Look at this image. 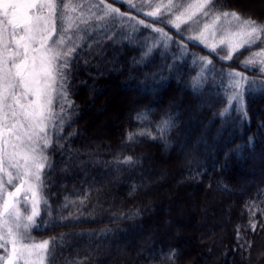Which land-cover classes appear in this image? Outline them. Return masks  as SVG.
Wrapping results in <instances>:
<instances>
[{"label":"trees","instance_id":"16d2710c","mask_svg":"<svg viewBox=\"0 0 264 264\" xmlns=\"http://www.w3.org/2000/svg\"><path fill=\"white\" fill-rule=\"evenodd\" d=\"M105 1L123 23L81 32L65 69L63 119L45 149L47 205L32 236L55 248L46 264H264V71L256 62L245 67L264 51V33L228 59L222 47L212 51L197 39L210 17L176 22L195 0L174 8L172 0ZM157 5L154 18L145 15ZM213 5L264 24V12L231 0ZM138 20L170 39L143 25L132 31ZM235 72L246 78L243 111L225 104L236 91ZM107 106L109 117L96 115ZM159 171L174 175L144 188ZM192 191L201 214L186 224L178 216L190 215ZM190 240L194 247L185 249Z\"/></svg>","mask_w":264,"mask_h":264},{"label":"snow or ice","instance_id":"6c2138e0","mask_svg":"<svg viewBox=\"0 0 264 264\" xmlns=\"http://www.w3.org/2000/svg\"><path fill=\"white\" fill-rule=\"evenodd\" d=\"M210 5H213V0H195V3L187 4L176 19L179 20L181 15H187L190 19L200 14L201 18L210 17L213 23L222 17L238 21L236 27L239 31L236 35L241 39L238 44L228 45V59H231L233 48L243 44L250 46L260 40L264 24L251 18L244 19L235 11L213 12ZM57 9V0H0V249L5 253L0 255V261L3 264H46L48 257L55 252L54 247L50 249L51 241H34L31 229L36 227V217L40 215L41 199L37 190L43 187L41 173L48 162L44 149L52 143L48 129L49 126L55 129L56 121L63 119L64 102L67 101L64 69L71 67L70 61L78 46L77 41L69 43L71 37L67 31L72 27L81 31L68 13L80 10L81 23L87 24L94 19L98 26L105 28L108 21L114 27L123 23L124 19V14L111 4H106L105 0H92L87 5L60 0L59 12ZM159 11L160 6L157 5L155 12L149 11L145 15L152 17ZM168 11L171 12V7ZM87 14L90 15L84 19ZM128 19L135 20V17ZM57 21L60 23L59 31ZM139 25L170 39L163 29H153L143 20L129 27L136 31ZM204 27H208L207 23ZM83 31L86 33L88 29ZM162 46L167 45L162 41ZM144 52L150 53L151 48L146 47ZM256 55L264 56V52ZM200 59L205 64L211 63L203 57ZM255 62V57H252L245 61V67ZM261 63L264 64V61ZM231 76L239 79L233 80L231 86L236 91L225 104L231 107L233 102H237L243 111V93L240 89L246 78L239 72L231 73ZM57 100L61 101L58 105ZM57 106L59 112L56 111ZM129 139H132L131 135ZM9 186L12 190H9ZM22 192L23 209L20 207ZM28 193H31V197ZM43 203L47 205V200H43Z\"/></svg>","mask_w":264,"mask_h":264},{"label":"rangeland","instance_id":"374dc122","mask_svg":"<svg viewBox=\"0 0 264 264\" xmlns=\"http://www.w3.org/2000/svg\"><path fill=\"white\" fill-rule=\"evenodd\" d=\"M173 3L171 2V6L174 8L175 5H178V0H172ZM232 3L248 10V11H260V12H264V0H231ZM66 3H70V4H76L77 2H82L84 3L85 5L89 4L92 2V0H65ZM59 3H60V0H57V4H58V12H59ZM106 4H110L108 3L107 1H105ZM113 8H117L115 5H112ZM118 9V8H117ZM85 13H87V7H85L84 9ZM95 11V10H94ZM120 11V10H119ZM121 12V11H120ZM68 15L72 16L75 20V24L79 26V29L81 31H77L75 27H72V28H69L68 31H67V35L69 37H71V39L69 40V43H71L72 41H77L80 37V34L81 32L84 30V28H86L88 25L90 26H94L97 24V22L92 19L89 21V23L85 24V23H81L80 20H81V16H80V10H77L75 12H69ZM88 15L90 14H87L85 17H83L84 19H87L88 18ZM198 15V14H197ZM200 15V14H199ZM153 18L155 16H152ZM191 19V18H190ZM188 18V16L186 15L185 17H180L179 20H176V22H187V20H190ZM207 23L208 27L205 28L204 25ZM204 25H203V28L201 30H199L197 32V39L199 42H202L203 45L209 49H217L219 47H222V49H225L228 53H229V48H228V45L231 43V44H238L239 40L241 39V37L237 36L236 33L239 31L238 28L236 27L237 24H238V21H236L235 19H231L230 21L229 20H225L223 17L218 21V22H215L213 23L212 19H209L207 22H206ZM57 30L59 31L60 30V23L59 21H57ZM254 44V43H253ZM252 45V44H251ZM246 46H249L248 44H243L242 46H239V47H236V48H233L232 51H231V54H234L235 52L243 49L244 47ZM264 52V51H262ZM261 51L258 52V53H262ZM255 61H256V64L260 67H262L264 69V64L261 63V61H264V56H258V55H255ZM62 62V61H61ZM255 64V63H253ZM115 65L112 64L109 68V71L110 72H115ZM64 72H65V69H64ZM110 95H112L113 97L117 95V92L114 91L112 93H110ZM120 97V96H119ZM31 99V98H30ZM96 105V103H95ZM94 106V105H93ZM111 108L112 106H107L106 109L104 110V112H96V115H100L101 117H109V115L111 114L110 111H111ZM95 107H93L92 109L90 110H94ZM111 121V120H110ZM51 126H49V129H48V135L51 139ZM51 131V132H50ZM42 141L40 142V145H42ZM40 145H37V147H40ZM47 149V148H46ZM44 154H45V149H44ZM189 152L186 154V161H187V156H189ZM45 168V167H44ZM153 170V169H152ZM13 172H15V169H12ZM43 171L44 169L42 170V173L41 175H43ZM154 171V170H153ZM150 172H152L150 170ZM164 171H159L158 174H157V177L154 178V180H152L151 182L149 181H145V184H144V188H151L153 186H156V185H159L163 182H166L167 180H169L174 174H173V171H168L166 172L165 171V174H163ZM163 174V176H162ZM185 179H187V177H185ZM30 182L31 183H34V181L31 180V178H29ZM14 183H18V181H14ZM9 190H12L11 189V186H9ZM38 198L41 199V203L39 205V210H40V214H41V208L43 206V195H42V191H41V188H39L38 190ZM171 195L173 196V194L171 193L170 195L169 194H166V197L169 200H172V199H169V198H172ZM28 196L31 197V193H28ZM23 199H24V193L22 192L21 193V196H20V200H21V204H20V207L23 209L24 207V204H23ZM190 202L192 203L188 209V211L190 212L189 214L190 215H187V216H178L180 220H183L182 222L188 224L190 223L189 222V219L191 218V214L193 215H198L199 213L201 214V209H200V204L197 200V197L195 196V192L192 191L190 193ZM181 211H186L187 212V208L185 209L184 207L182 208H179ZM157 211H159V208L157 209ZM40 216V215H39ZM38 217H36V221L38 220ZM172 223L170 225H173L175 222L172 220L171 221ZM197 225L199 223H196ZM169 225V226H170ZM35 228V227H34ZM32 228L31 229V235L33 234L32 233V230L34 229ZM152 230H156L155 228L152 229ZM150 231V230H149ZM193 233V231L191 232V234ZM194 234V233H193ZM196 234V233H195ZM183 235V232L182 233H174L173 235V240H177L179 239L180 237H182ZM33 240L34 241H42V240H36L33 236H32ZM193 239V238H191ZM2 242V241H0ZM194 240H190L189 242H187L186 246H185V249H188V248H193L194 247ZM4 251L2 249H0V255H4ZM0 264H3L2 261H0Z\"/></svg>","mask_w":264,"mask_h":264}]
</instances>
